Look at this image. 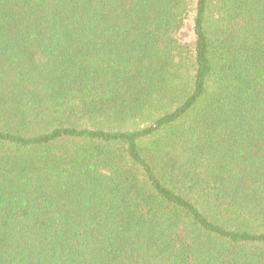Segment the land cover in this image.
<instances>
[{
	"label": "trees",
	"instance_id": "1",
	"mask_svg": "<svg viewBox=\"0 0 264 264\" xmlns=\"http://www.w3.org/2000/svg\"><path fill=\"white\" fill-rule=\"evenodd\" d=\"M0 264H264V0H0Z\"/></svg>",
	"mask_w": 264,
	"mask_h": 264
},
{
	"label": "rangeland",
	"instance_id": "2",
	"mask_svg": "<svg viewBox=\"0 0 264 264\" xmlns=\"http://www.w3.org/2000/svg\"><path fill=\"white\" fill-rule=\"evenodd\" d=\"M194 10L191 11V15L187 21V25L183 31V34L186 35V36H191L192 35V29H193V18H194Z\"/></svg>",
	"mask_w": 264,
	"mask_h": 264
}]
</instances>
